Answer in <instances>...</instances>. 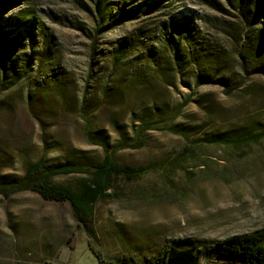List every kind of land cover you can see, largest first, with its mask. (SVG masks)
Segmentation results:
<instances>
[{
  "label": "rangeland",
  "instance_id": "1",
  "mask_svg": "<svg viewBox=\"0 0 264 264\" xmlns=\"http://www.w3.org/2000/svg\"><path fill=\"white\" fill-rule=\"evenodd\" d=\"M230 1L162 0L106 29L95 0L4 2L0 35L16 34L19 44L14 72L0 64V177L22 176L39 159L101 161L87 134L115 145L146 124L161 128L146 132L141 148L116 154L138 176L111 177L107 196L83 221L67 203L35 193L0 197V264H101L93 249L119 264L151 259L172 242L200 248L202 264H230L208 249L264 230V139L202 141L264 127V54L254 59L255 41L243 39L264 25L239 21ZM178 14L190 17L192 36L180 40L176 60L163 32ZM83 178L53 183L76 189Z\"/></svg>",
  "mask_w": 264,
  "mask_h": 264
},
{
  "label": "trees",
  "instance_id": "2",
  "mask_svg": "<svg viewBox=\"0 0 264 264\" xmlns=\"http://www.w3.org/2000/svg\"><path fill=\"white\" fill-rule=\"evenodd\" d=\"M232 1H230V4L237 12L239 21L247 26L257 25L258 23L264 25L261 20L262 12L264 11V0ZM4 2H7V0H0V7L3 6ZM135 2L136 0H131L129 3L123 1L120 4L118 1L95 0V16L98 25L108 21L109 24L102 28L106 29L122 24L148 11L150 7L160 6L162 0H144L142 3L132 6ZM127 6L130 7L127 8ZM189 21L190 17L178 14L171 19L169 25H164L167 28L163 34L166 37L168 49L174 52L176 60L182 56L180 53V40L187 41L192 36V28ZM19 22H21V19L17 17L8 19L6 23L17 24ZM33 26H27L30 34H32ZM96 31L99 32V30ZM9 33L11 32L2 30L0 35V64L4 68L10 64L11 69H8L13 73L17 65H12L14 59L11 56L18 46L19 40L18 35H9ZM243 39L251 40V42L255 41L251 43L253 47L250 52L254 59L264 54V27H261L256 35L245 31ZM210 52L208 54L211 57L216 55V50ZM259 70L264 73V65L260 66ZM180 110L181 108H178L174 116H177ZM166 127L175 134L184 135L183 131L174 129L171 123L166 124ZM160 128L159 124H146L135 131L133 138L123 137L115 145L110 144L105 137L95 139L87 134L88 141L102 149L104 156L101 161L88 164L63 163L48 165L44 159H39L30 164L22 176L0 177V197L10 199L19 193H35L45 201L67 203L74 218L78 221H83L84 218L92 213L95 204L107 196L108 187L106 184L111 177L124 174L127 178L134 179L138 176V170L130 167H120L115 161L116 154L125 149L134 150L141 148L144 145L145 133L160 130ZM238 133L239 135H235V137H228L229 134H223L202 141L214 144L247 145L264 139V127L254 131L243 129L238 131ZM70 174L86 175L89 178H83L80 186L76 189L53 183L55 177ZM180 243L172 242L168 244L162 250H159L156 255L152 256L151 259H129L119 264H202L203 251L200 248L190 243L180 247ZM208 251L209 254L230 264H264V230L247 235L229 237L226 240L215 243ZM93 252L101 264H117L115 261L109 260L100 251L93 249ZM204 255L206 254L204 253Z\"/></svg>",
  "mask_w": 264,
  "mask_h": 264
}]
</instances>
